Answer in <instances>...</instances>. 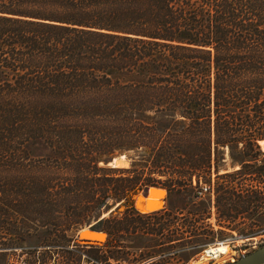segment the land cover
I'll use <instances>...</instances> for the list:
<instances>
[{"label": "trees", "instance_id": "16d2710c", "mask_svg": "<svg viewBox=\"0 0 264 264\" xmlns=\"http://www.w3.org/2000/svg\"><path fill=\"white\" fill-rule=\"evenodd\" d=\"M263 141L264 0H0L1 245L41 230L65 241L79 222L62 213L130 207L146 187L199 201L215 166L217 229L201 201L181 227L195 251L222 235L225 206L264 201L236 186L240 170L217 175L225 150L232 165L259 163L247 175L262 180ZM121 156L127 167H106ZM114 223L91 228L106 250Z\"/></svg>", "mask_w": 264, "mask_h": 264}, {"label": "rangeland", "instance_id": "374dc122", "mask_svg": "<svg viewBox=\"0 0 264 264\" xmlns=\"http://www.w3.org/2000/svg\"><path fill=\"white\" fill-rule=\"evenodd\" d=\"M260 144L262 145H260L259 150L264 156V141ZM249 155H252V153H249ZM223 158L224 160L217 165V175L230 174L240 170L241 176H238L233 181L236 183V186L256 188L264 192V178L257 180L256 177L247 175L255 167H258L259 163L242 164L240 166L236 164L232 165L228 159V152L225 150ZM114 159L115 161H120V165L115 168L127 167L124 157ZM106 167L111 166L107 165ZM214 170L215 166L210 169V187H213L215 183ZM191 185H194V180L191 181ZM201 187L203 186H199V188ZM210 187L209 190H211ZM142 191H139L138 194ZM158 197L163 198L164 193H160ZM158 197L152 196V198ZM199 201L208 207V219H206L205 224L211 225L213 230H216V221L218 220L215 214V202L212 192L210 191L209 194L200 196ZM199 201H193L190 199V195L187 197L180 195L171 196L167 199L164 198L163 203H160L158 206H151V203L147 204L144 212L139 214L141 218L132 217L125 220L124 213L129 207H118V205H113L111 202L108 203V210L100 209L98 212L92 209L90 213H87L86 208H82V212H79V210L75 212L69 210L61 214L62 218H74L79 223L69 233L65 234V241L59 242H45L43 238L46 234L43 235L44 230H41L37 234L31 232L32 238L27 243L10 247L3 246L1 244L7 243L9 233L0 225V264H19L20 261H23L25 264H139L141 262L138 259L139 256H155L156 262L153 264H156L160 262L161 257L159 258V256L162 253L164 254L162 261L166 264H175V259H177V264H229L241 256L264 246L263 201L251 206H245L240 203L236 205L232 203L225 206V210L230 211L231 217L220 220V225L224 228L222 235L211 242L199 245L195 251L194 249L191 250L190 246L192 245L193 238L186 225H184V229L181 227L190 221V210L195 211V204ZM170 208H179L182 211L176 214L173 210L170 211ZM153 212L164 215L161 218L148 219L146 216ZM254 212H257V215H253ZM107 217L115 220V223L111 224L114 227L113 230H116L110 244L111 248L106 250L103 247L106 243V235L103 232L100 233L105 236L104 240L96 239L97 242L101 243L97 246V248H100L98 250H88L87 245L77 242L76 237L80 231L91 230L95 226L97 219ZM254 226H259L261 229L257 235L253 237L245 236L246 229ZM161 228L163 229V236L157 234ZM79 239L91 240L92 238L80 237ZM176 240L178 242H174ZM169 241H172V243H169ZM220 246L226 247V254L219 255L213 260L201 257L200 251L202 249L206 247L218 248ZM116 247H119V251H123L125 254L119 257L115 251ZM177 250L179 252L174 256L170 255ZM107 257H115V260H107Z\"/></svg>", "mask_w": 264, "mask_h": 264}, {"label": "water", "instance_id": "95a60500", "mask_svg": "<svg viewBox=\"0 0 264 264\" xmlns=\"http://www.w3.org/2000/svg\"><path fill=\"white\" fill-rule=\"evenodd\" d=\"M113 160L114 159H112L107 165L111 166L113 163ZM161 191L164 193V197L162 199V202H163L166 194H165V191L160 189V188L146 187L143 189V191L140 194H138V192L132 194L130 197V207L129 208L134 213L138 214L143 209V204L139 203L137 201V198L139 197L141 199H146L150 196L158 197V196H160ZM161 209H162V207H161ZM85 231H86L85 233H87L89 235H93L91 237L92 239L91 240L79 239L80 237H83L86 235L80 231L76 237L77 242L79 244H83V245H87V246H95V247H97L101 244V243L96 241V239H99V238H96L95 235H103L102 233L97 232V231H92V230H85ZM229 264H264V246L254 250L253 252H250L244 256H241L240 258H238L237 260H235L234 262L229 263Z\"/></svg>", "mask_w": 264, "mask_h": 264}, {"label": "bare ground", "instance_id": "6f19581e", "mask_svg": "<svg viewBox=\"0 0 264 264\" xmlns=\"http://www.w3.org/2000/svg\"><path fill=\"white\" fill-rule=\"evenodd\" d=\"M260 145H262V144H260ZM261 151H262V148H261ZM122 157V156H121ZM121 157H119L118 159H121ZM120 165V161H115V159L113 160V163H112V165H111V167H118ZM150 197H152V196H150ZM149 198V197H148ZM141 198H137V201L139 202V203H141V204H143V209L141 210V212H139L138 214H142V212H144V210L146 209V207H147V204H146V202L144 201V200H146V199H141V200H143V201H141L140 200ZM161 202H162V200H161ZM163 203V202H162ZM82 233H84V234H86L85 236H83V237H92L93 235H89V234H87V233H85L86 231L85 230H83V231H81ZM95 237L96 238H99L98 240H104V237H103V235H95ZM82 238V237H81ZM89 240V239H88ZM103 242V241H102ZM219 246V245H218ZM209 252H211V254H213V256H212V258H214V257H217L218 255H223V254H226V247H224V246H220V247H215V248H210L209 249ZM224 260V259H223Z\"/></svg>", "mask_w": 264, "mask_h": 264}, {"label": "flooded vegetation", "instance_id": "af4514ba", "mask_svg": "<svg viewBox=\"0 0 264 264\" xmlns=\"http://www.w3.org/2000/svg\"><path fill=\"white\" fill-rule=\"evenodd\" d=\"M131 210V209H130ZM163 235V234H162ZM160 236V235H159ZM174 242H178V240H176V241H174ZM169 243H172V241H169ZM109 248H111V246L109 247ZM113 249H115V248H113ZM189 249V248H188ZM190 249L192 250V245L190 246ZM120 249H119V247H116V254H118L119 255V257H121L122 255H124V254H120V252H118ZM190 250V251H191ZM118 252V253H117ZM179 251L177 250V251H175L174 253H171L170 255L171 256H174L176 253H178ZM164 256V254L162 253L160 256H159V258H160V262H158V263H156V264H161V262H162V264H166V263H164L163 261H162V257ZM138 259H139V261H141L139 264H153L154 262H156V259H155V256H139L138 257ZM107 260H115V257H107ZM174 263L175 264H177V259H175V261H174Z\"/></svg>", "mask_w": 264, "mask_h": 264}, {"label": "built area", "instance_id": "2783aa9c", "mask_svg": "<svg viewBox=\"0 0 264 264\" xmlns=\"http://www.w3.org/2000/svg\"><path fill=\"white\" fill-rule=\"evenodd\" d=\"M208 191H209L208 188L203 186V187L199 188V191H198L197 195H198V197L203 196V195H207V194H209ZM192 249H194V248L192 247ZM209 249H210L209 247H206L205 249H202L200 251V255H201V257H203L205 259L213 260L216 257L212 258L213 254H211V252H209ZM19 264H25V263L23 261H20Z\"/></svg>", "mask_w": 264, "mask_h": 264}]
</instances>
